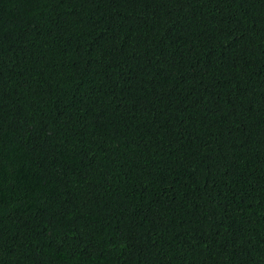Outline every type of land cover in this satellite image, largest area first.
Returning a JSON list of instances; mask_svg holds the SVG:
<instances>
[{
  "label": "trees",
  "instance_id": "obj_1",
  "mask_svg": "<svg viewBox=\"0 0 264 264\" xmlns=\"http://www.w3.org/2000/svg\"><path fill=\"white\" fill-rule=\"evenodd\" d=\"M0 264H264V0H0Z\"/></svg>",
  "mask_w": 264,
  "mask_h": 264
}]
</instances>
